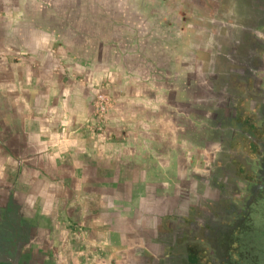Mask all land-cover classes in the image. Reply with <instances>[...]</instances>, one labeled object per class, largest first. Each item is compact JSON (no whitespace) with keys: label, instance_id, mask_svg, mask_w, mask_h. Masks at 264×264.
Here are the masks:
<instances>
[{"label":"flooded vegetation","instance_id":"obj_1","mask_svg":"<svg viewBox=\"0 0 264 264\" xmlns=\"http://www.w3.org/2000/svg\"><path fill=\"white\" fill-rule=\"evenodd\" d=\"M210 4L188 93L199 156L149 183L137 172L115 207L110 264H264V0ZM22 205L0 198V264L63 263Z\"/></svg>","mask_w":264,"mask_h":264},{"label":"rangeland","instance_id":"obj_2","mask_svg":"<svg viewBox=\"0 0 264 264\" xmlns=\"http://www.w3.org/2000/svg\"><path fill=\"white\" fill-rule=\"evenodd\" d=\"M29 1L31 56L25 63L31 82L44 78L58 85L48 91L62 97L61 107L46 109L56 108L65 129H78L90 146L139 143L148 180L167 169L170 177L173 168L198 158L199 150L186 142L196 122L188 93L216 16L210 0ZM87 238L83 230L68 235V243Z\"/></svg>","mask_w":264,"mask_h":264},{"label":"crops","instance_id":"obj_3","mask_svg":"<svg viewBox=\"0 0 264 264\" xmlns=\"http://www.w3.org/2000/svg\"><path fill=\"white\" fill-rule=\"evenodd\" d=\"M30 8L29 0H0V198L13 195L47 227L50 248L63 255L60 264H110L119 249L110 237L119 218L115 207L142 176V146H90L80 141L78 129L63 127L56 112L62 97L49 92L58 85L44 78L31 82L25 63L31 56ZM12 41L21 47L11 50ZM52 106L54 113L46 109ZM83 230L87 242L69 245L68 235Z\"/></svg>","mask_w":264,"mask_h":264},{"label":"trees","instance_id":"obj_4","mask_svg":"<svg viewBox=\"0 0 264 264\" xmlns=\"http://www.w3.org/2000/svg\"><path fill=\"white\" fill-rule=\"evenodd\" d=\"M261 260H262V259H259V260H258V259H257V260L254 259V260H252L251 262H247V264H260L259 261H261Z\"/></svg>","mask_w":264,"mask_h":264}]
</instances>
